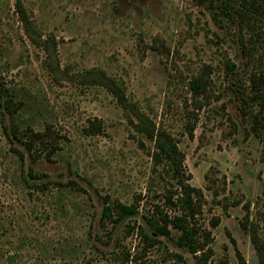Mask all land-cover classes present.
<instances>
[{
    "label": "rangeland",
    "instance_id": "obj_1",
    "mask_svg": "<svg viewBox=\"0 0 264 264\" xmlns=\"http://www.w3.org/2000/svg\"><path fill=\"white\" fill-rule=\"evenodd\" d=\"M17 2L46 48L24 33ZM218 10L216 0H0V88L12 112L0 108V264H195L175 231L144 228L158 240L146 241L139 215L99 222L103 196L171 215L176 186L131 113L83 79L88 69L113 78L182 152L201 193L195 224L209 231L202 264H264V129L253 133L249 118L264 105L244 117L230 89L264 74V18L242 31L247 49ZM197 75L209 79L206 97L189 89ZM93 119L101 131L87 134ZM28 128L49 132L30 153Z\"/></svg>",
    "mask_w": 264,
    "mask_h": 264
},
{
    "label": "trees",
    "instance_id": "obj_2",
    "mask_svg": "<svg viewBox=\"0 0 264 264\" xmlns=\"http://www.w3.org/2000/svg\"><path fill=\"white\" fill-rule=\"evenodd\" d=\"M216 1H218V12L225 14V16L229 17L232 23L237 25L239 30V41L243 45L242 31L247 30L252 32V28L256 25L257 20L259 18H264V0ZM15 6L18 12V18L22 23L24 33L31 40H33L32 42H36L40 45L42 44L43 47L46 48L48 40L37 41L40 37L37 35L35 37L31 23L28 20L22 6L18 2ZM246 48L248 49L247 46ZM47 54V56L50 57L49 51H47ZM49 64L52 66L51 63ZM230 66L232 67L233 64ZM83 79L88 81L89 84H95L104 88L115 99V102L123 110L125 116H128V112L131 113V117L136 120V130L142 133L146 139L153 143L154 150L151 153L153 162L155 164L161 162L163 163L165 172L174 181L176 186L174 192L175 198L172 199L171 197H166L174 210L171 215L160 212L156 215H144L139 212L138 202L125 204L116 199L109 200L107 196H103L101 198L102 205L100 208L99 222L102 224L110 223L113 227H115L123 222L124 219L139 215L143 225H138L137 227L146 241L149 240L153 244L158 242L157 238L148 236L144 232V228L148 229L150 232L156 233L159 236L165 237L166 239L171 237L172 231H175V244L192 255L195 259V264L205 263L211 255L210 247H206L209 240V231L206 229L201 231L195 224V215L198 214L200 210L199 200L201 193L198 189L190 186L187 182L188 175L185 174L182 163L183 154L178 149L176 142L164 130L156 128L154 123H152L143 112L136 109L133 104L126 99L122 88L113 78L105 75L100 70L88 69L84 72ZM247 82V87H244L246 90H243L240 88L238 84L240 82L236 78V83H234V86L230 88L233 97L239 103V111L244 117L250 113V107L258 106L259 108L261 105H264V90H262V87L264 86V74L259 71L251 72L247 77ZM208 86L209 79L207 76L204 77L202 75H197L189 81L190 91L197 96L206 97ZM9 101H11L10 97L6 94L3 88H0V108H2L3 111L8 112L10 117H12V112L8 111ZM198 106L200 107V105ZM249 118L252 119L251 128L253 133L259 136L260 133H257V130H259V128L264 129V114L262 115V118H259L257 110L254 111L252 116L249 115ZM14 122L15 120L10 118L8 132L14 140L21 141V139L17 136L18 129ZM257 125L259 127H257ZM189 129L188 135L191 137L192 131L191 128ZM28 130V134H25L26 138L22 141L28 153L32 150L35 142L45 146V137L49 136L48 129H45L42 132L34 131L30 128H28ZM85 131L87 134L100 132V122L93 119V121L88 123ZM67 182V184H63L61 187L66 188V185L73 184L70 180ZM57 184L61 185L60 183ZM253 232L254 230L252 229L250 234L252 241L255 242ZM256 248L258 249L257 246ZM240 260L242 261V259Z\"/></svg>",
    "mask_w": 264,
    "mask_h": 264
}]
</instances>
